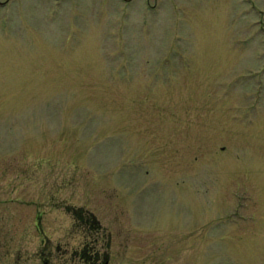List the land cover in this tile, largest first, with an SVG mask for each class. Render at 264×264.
Instances as JSON below:
<instances>
[{
    "label": "rangeland",
    "instance_id": "rangeland-1",
    "mask_svg": "<svg viewBox=\"0 0 264 264\" xmlns=\"http://www.w3.org/2000/svg\"><path fill=\"white\" fill-rule=\"evenodd\" d=\"M95 250L264 264V0H0V264Z\"/></svg>",
    "mask_w": 264,
    "mask_h": 264
},
{
    "label": "flooded vegetation",
    "instance_id": "flooded-vegetation-1",
    "mask_svg": "<svg viewBox=\"0 0 264 264\" xmlns=\"http://www.w3.org/2000/svg\"><path fill=\"white\" fill-rule=\"evenodd\" d=\"M40 226V225H39ZM85 227V226H84ZM87 227H100L99 224H89ZM86 258L88 259L87 263L88 264H108V255L106 252H101L98 250L93 251L90 254H85Z\"/></svg>",
    "mask_w": 264,
    "mask_h": 264
}]
</instances>
